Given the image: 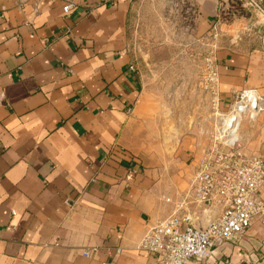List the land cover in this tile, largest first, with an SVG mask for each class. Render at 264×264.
<instances>
[{"label": "crops", "instance_id": "1", "mask_svg": "<svg viewBox=\"0 0 264 264\" xmlns=\"http://www.w3.org/2000/svg\"><path fill=\"white\" fill-rule=\"evenodd\" d=\"M135 1L0 0V264H157L136 246L194 163L163 172L162 115L129 47ZM187 2L204 32L241 5ZM217 70L221 112L248 89L264 106V25L222 51ZM253 123L242 150L264 162V109ZM182 148L187 162L193 146ZM201 264H264V213Z\"/></svg>", "mask_w": 264, "mask_h": 264}, {"label": "built area", "instance_id": "2", "mask_svg": "<svg viewBox=\"0 0 264 264\" xmlns=\"http://www.w3.org/2000/svg\"><path fill=\"white\" fill-rule=\"evenodd\" d=\"M240 2L242 8L262 18L258 24L264 25L261 0ZM73 8L68 3L62 12L67 15ZM205 62L214 126L206 131V142L197 146L186 189L177 198L165 199L171 207L169 214L147 229L136 246L157 264H201L226 243L238 242L254 218L264 213V203L258 198L264 186V162L259 156L243 153L240 135L242 123H253L264 109L262 100L255 90H243L234 94L228 111L220 112L217 68L211 58ZM130 70L134 72V66ZM202 216L209 221L200 231L196 222ZM98 253L93 248L82 255L91 258Z\"/></svg>", "mask_w": 264, "mask_h": 264}, {"label": "rangeland", "instance_id": "3", "mask_svg": "<svg viewBox=\"0 0 264 264\" xmlns=\"http://www.w3.org/2000/svg\"><path fill=\"white\" fill-rule=\"evenodd\" d=\"M233 7L234 17H225V22L213 24L205 32L198 29L187 0H136L130 10V52L145 90L156 98L162 115L166 174L189 167L198 144L206 142V131L214 126L206 58L217 68L222 51H233L241 38L252 39L262 20L241 5ZM242 124L249 129L254 123ZM189 144L194 151L183 162L182 147Z\"/></svg>", "mask_w": 264, "mask_h": 264}, {"label": "water", "instance_id": "4", "mask_svg": "<svg viewBox=\"0 0 264 264\" xmlns=\"http://www.w3.org/2000/svg\"><path fill=\"white\" fill-rule=\"evenodd\" d=\"M208 221L209 218H205L204 216L200 217V219L196 222V228L200 231H203Z\"/></svg>", "mask_w": 264, "mask_h": 264}]
</instances>
